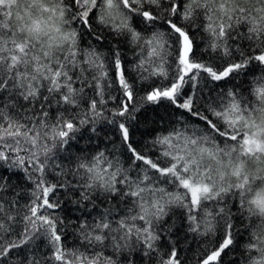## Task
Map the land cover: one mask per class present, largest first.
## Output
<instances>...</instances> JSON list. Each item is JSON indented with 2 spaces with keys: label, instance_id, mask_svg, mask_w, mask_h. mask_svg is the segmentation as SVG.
<instances>
[{
  "label": "snow or ice",
  "instance_id": "1",
  "mask_svg": "<svg viewBox=\"0 0 264 264\" xmlns=\"http://www.w3.org/2000/svg\"><path fill=\"white\" fill-rule=\"evenodd\" d=\"M189 236L264 264V0H0V264Z\"/></svg>",
  "mask_w": 264,
  "mask_h": 264
},
{
  "label": "trees",
  "instance_id": "2",
  "mask_svg": "<svg viewBox=\"0 0 264 264\" xmlns=\"http://www.w3.org/2000/svg\"><path fill=\"white\" fill-rule=\"evenodd\" d=\"M127 55H128V58L130 60L133 59L132 51L129 50ZM137 136L139 137V133H137ZM188 240H189V244L187 246H185L187 248V251L185 252V256L187 257L189 264H195L194 257L199 256L201 254L203 247L205 245H201L200 247H198L196 242H192L191 236L188 237ZM73 243H74V241H72L70 239L69 240V247H71ZM182 246H184V245H182ZM207 246H210V245H207ZM233 255H236V254H233ZM231 259H232L231 256L226 258V264H230Z\"/></svg>",
  "mask_w": 264,
  "mask_h": 264
}]
</instances>
